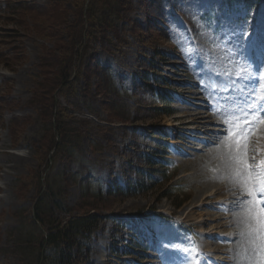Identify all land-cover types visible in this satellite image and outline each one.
<instances>
[{"label": "rangeland", "instance_id": "obj_1", "mask_svg": "<svg viewBox=\"0 0 264 264\" xmlns=\"http://www.w3.org/2000/svg\"><path fill=\"white\" fill-rule=\"evenodd\" d=\"M77 2H64L68 26L75 21ZM147 2L141 7L134 2L126 11L130 21L115 48L116 75L106 80L108 85L94 61L82 57L80 74L85 72L88 84L82 78L79 84L89 92L86 99L56 85L50 92L41 88L49 77L43 70L48 57L67 62L73 52L66 45L69 30H49L44 15L33 19L27 10L50 9L51 2L0 0V264L37 263L44 230L39 227L37 233L30 219L44 182L69 213L94 208L102 215L81 264H192L194 259L238 264L235 240L241 234L228 218L233 188L220 166V154L234 147L226 140L223 114L214 115V110L240 114L252 103L253 88L260 95L261 84L250 77L258 79L264 72V0L250 13L242 1ZM241 29L255 35L249 41L239 35ZM246 61H254L259 72L247 71L237 79ZM158 76L164 78L162 85L155 83ZM154 86L169 91L170 101L156 98ZM50 97L59 109L63 136H75L66 145L62 138L55 150ZM163 106L172 114H161ZM257 127L247 142L253 169L264 159V132ZM159 133L166 136L160 147ZM144 154L157 158L155 172L148 171L151 177L140 159ZM129 181L147 187L120 195L118 187L124 189ZM220 186L222 194L216 192ZM157 214H166L169 221H159Z\"/></svg>", "mask_w": 264, "mask_h": 264}, {"label": "trees", "instance_id": "obj_2", "mask_svg": "<svg viewBox=\"0 0 264 264\" xmlns=\"http://www.w3.org/2000/svg\"><path fill=\"white\" fill-rule=\"evenodd\" d=\"M49 1L51 2L50 5L52 8L46 10H42V8L32 10L33 8L28 6L27 10L34 13L30 17L39 19V16L44 15L43 19L49 21V25L47 26L49 30L57 26L62 27L61 30H69L70 35L68 33L66 35L70 39L66 45L71 46L73 52L71 58L67 60V63L63 58L58 59L57 56L52 55L50 51L51 55L48 57L49 60L43 66V70H47L49 77L44 80V85L42 84L43 87L41 88L47 91L49 90L50 92L51 87L56 85L57 88L59 87L65 91H70L72 96L80 94L83 98L90 99L89 92H82L79 84L81 78L83 83L86 81V85L88 84V79L86 78L85 80L83 76L85 72L84 74H80L81 60L86 56L87 60L91 59L92 62L94 61L96 65L94 69L99 71L105 83L115 78L114 75L116 74L112 72L114 69L112 61L114 60L115 48L122 41V33L126 30V22L130 21L126 15V11L134 5V2L140 7L144 3H146V5L144 4L145 6H148L149 2L147 0H78L76 3L77 14L75 21L72 22V26H68V14L64 10V2L66 0ZM241 1L248 10H251L258 0ZM19 9H22V7ZM133 29L132 27L129 31ZM93 45L96 47L99 46V51H94ZM62 48L64 49V47ZM151 63L152 61H149L147 65H151ZM147 76L145 74L143 79ZM155 78V83L162 85L164 78L161 76ZM106 84L108 85V83ZM151 88L156 98L162 99L165 103L170 101L169 91L157 86ZM52 98L50 97V100H48L47 108L50 110L48 121L50 122L53 134L51 144L55 150L59 148L62 138L65 139L62 141L66 145L71 144L70 142L74 140L75 136H63L62 128L58 125L59 109H57V105L54 106L55 102ZM159 110L162 111L161 114H172L169 106L160 107ZM67 124L72 125L70 121ZM77 124L79 125V122ZM69 131L74 134L77 130ZM157 135L160 139H156V142L160 147L161 142H163L161 137L166 136L161 133ZM140 159L146 162V173L151 177L152 173L148 171L155 172L154 166L158 164L157 158L153 154H144ZM142 173H144V170ZM44 185V189L39 188L38 190L30 219L37 233L40 230L39 227H42L44 230V232L39 233V252L35 256L37 260L36 264H81L86 262V256L88 255V252H86L88 250L87 245L92 234L99 228L102 215L96 212L94 208H86V211L78 214L69 213V209L64 206L62 200L51 186L47 182H44ZM146 187L143 181H135V183L129 181L126 183L124 189L118 187V193L128 197L132 195L130 194L131 191L145 189ZM98 193L100 194V192ZM166 195L168 193L165 191L164 196ZM175 206L178 208L181 206V203Z\"/></svg>", "mask_w": 264, "mask_h": 264}, {"label": "snow or ice", "instance_id": "obj_3", "mask_svg": "<svg viewBox=\"0 0 264 264\" xmlns=\"http://www.w3.org/2000/svg\"><path fill=\"white\" fill-rule=\"evenodd\" d=\"M239 35L250 41L255 33L248 34L241 29ZM253 63L254 61H246L241 66V75L237 79H243L247 71L259 72V67H253ZM250 79L254 83L261 84L259 97L255 96L256 88H253L252 103L240 109V114L235 110L229 112L214 110V115L223 114L227 125V139L232 143L235 151V155L231 157L236 166L235 180L247 194V199L237 202L244 213L241 222L246 229L241 233V238L251 246V252L256 257L252 264H264V159L259 161L256 169H253L247 157L250 133L255 126L264 125V72H259L258 79L256 77ZM192 264H202V261L194 259Z\"/></svg>", "mask_w": 264, "mask_h": 264}, {"label": "bare ground", "instance_id": "obj_4", "mask_svg": "<svg viewBox=\"0 0 264 264\" xmlns=\"http://www.w3.org/2000/svg\"><path fill=\"white\" fill-rule=\"evenodd\" d=\"M143 37V36H142ZM110 38V37H109ZM194 87V86H193ZM190 91V90H189ZM189 97H191V96H189ZM202 97V96H201ZM197 98V97H196ZM205 98V97H204ZM194 100V99H193ZM202 100V99H201ZM206 100V99H205ZM197 114V113H196ZM199 116V115H198ZM200 117V116H199ZM198 117V118H199ZM209 117L211 118V116H210V114H209ZM222 117V116H221ZM179 118V117H178ZM201 118V117H200ZM221 119V118H220ZM189 120H191V119H189ZM192 121H196V122H198L196 119H192ZM205 121V120H204ZM203 121V122H204ZM210 121V120H209ZM207 122V121H206ZM213 122V121H212ZM200 123H202V122H200ZM205 123V122H204ZM217 123V122H216ZM221 123V122H220ZM206 124V123H205ZM222 124V123H221ZM223 125H224V122H223ZM225 126V125H224ZM227 126V125H226ZM212 129V128H211ZM210 129V130H211ZM225 129H227V128H225ZM256 129H258V133H263L264 132V125H258V127L256 128ZM255 129V130H256ZM206 130V129H205ZM213 130V129H212ZM207 134V133H206ZM205 134V135H206ZM209 134V133H208ZM215 134V133H214ZM213 133H212V135H214ZM225 136V135H224ZM260 136V135H259ZM226 140H227V138H226ZM225 140V141H226ZM229 141V140H228ZM227 141V142H228ZM220 144V143H219ZM226 144V143H225ZM225 146V145H224ZM227 146V145H226ZM220 150H221V148H220ZM224 151H225V149H224ZM231 151V150H230ZM218 152L220 153V151L218 150ZM214 153H216V152H214ZM218 153V154H219ZM233 155H235V151L233 150L232 151V153H223V154H220V156L222 157L223 156V160L221 161L220 160V166H222L223 168H225L226 170H227V175L229 176V178H227L228 179V184H229V186H232V187H230V188H233L232 189V193H231V195L230 194H228L229 195V198H227V199H229V200H231V207H229L230 209V211H232L231 213V215H230V217H228L229 218V220H230V222L232 223V224H234L238 229H239V233L241 234L242 232H244V231H246V229L243 227V224H242V217H243V215H244V213H243V211H242V209H241V206H240V204H238L237 202L238 201H241V200H245V199H247V194H246V192H244L243 190H242V188H241V186H240V184L238 183V182H236V180H235V164L232 162V160H231V157L233 156ZM219 156V157H220ZM12 158V157H11ZM13 158H15V156L13 157ZM218 159V158H217ZM219 160V159H218ZM202 163V162H201ZM224 169V170H225ZM223 170V171H224ZM225 177V176H224ZM225 180V179H224ZM224 187H222V186H220L217 190L218 191H216L217 193H223V192H225L224 191V189H223ZM243 194H245V195H243ZM242 195V196H241ZM227 221V220H226ZM225 222V221H224ZM229 224V223H228ZM225 226H227V224L225 225ZM229 226V225H228ZM238 240H235V241H237V250L239 251V253H241V255H239V257L237 258V260H238V264H251V262H252V260L254 259H256V257L252 254V252H251V246L245 241V240H243V242L241 243L240 242V239H241V237L238 235ZM243 245V246H242ZM235 246H236V243H235ZM239 246H242V249L239 247ZM239 247V248H238ZM236 249V248H235ZM241 250H243V252L241 251ZM234 252V251H233ZM229 260V259H228ZM236 260V259H235ZM229 263V262H228ZM237 263V262H236ZM231 264V263H230Z\"/></svg>", "mask_w": 264, "mask_h": 264}]
</instances>
